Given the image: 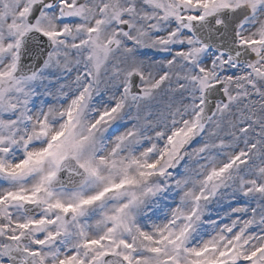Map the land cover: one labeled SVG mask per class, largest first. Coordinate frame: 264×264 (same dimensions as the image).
<instances>
[{
    "label": "snow or ice",
    "instance_id": "snow-or-ice-1",
    "mask_svg": "<svg viewBox=\"0 0 264 264\" xmlns=\"http://www.w3.org/2000/svg\"><path fill=\"white\" fill-rule=\"evenodd\" d=\"M0 264H264V0H0Z\"/></svg>",
    "mask_w": 264,
    "mask_h": 264
}]
</instances>
